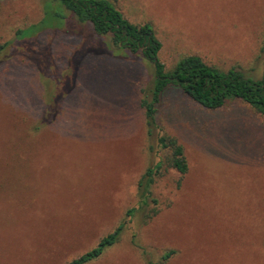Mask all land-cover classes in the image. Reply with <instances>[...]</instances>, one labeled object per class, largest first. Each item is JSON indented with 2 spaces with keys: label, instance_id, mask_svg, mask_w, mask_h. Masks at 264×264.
Wrapping results in <instances>:
<instances>
[{
  "label": "rangeland",
  "instance_id": "374dc122",
  "mask_svg": "<svg viewBox=\"0 0 264 264\" xmlns=\"http://www.w3.org/2000/svg\"><path fill=\"white\" fill-rule=\"evenodd\" d=\"M114 2L152 25L167 68L194 54L264 77V0ZM43 3L0 0V264H66L122 223L84 264H264V118L168 90L157 123L188 168H162L140 205L137 181L164 155L140 107L152 67Z\"/></svg>",
  "mask_w": 264,
  "mask_h": 264
},
{
  "label": "trees",
  "instance_id": "16d2710c",
  "mask_svg": "<svg viewBox=\"0 0 264 264\" xmlns=\"http://www.w3.org/2000/svg\"><path fill=\"white\" fill-rule=\"evenodd\" d=\"M44 9L55 10L53 17L65 19L67 13L79 23L89 24L100 36H110L119 49L138 53L152 67V83L140 99L148 137L155 138L164 151L161 159L145 169L137 181L140 205H147L150 186L162 168H173L181 175L188 168L183 146L175 136L164 134L157 123V106L168 90H180L195 103L207 110H217L227 102L238 99L252 107L264 118V77L253 78L241 70H226L205 62L198 55H185L170 68L159 59L161 42L150 23L134 24L117 8L114 0H43ZM45 11V10H44ZM57 13V14H56ZM45 15V12H44ZM44 18V17H43ZM264 46V35H263ZM0 44V51L3 48ZM135 208L127 211L134 212ZM147 218L151 217L148 212ZM124 224L117 225L110 233L102 236L90 250L69 260L66 264H84L98 258L106 248L113 245ZM173 251H167L161 260H167ZM156 264V263H154Z\"/></svg>",
  "mask_w": 264,
  "mask_h": 264
}]
</instances>
